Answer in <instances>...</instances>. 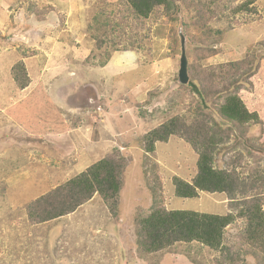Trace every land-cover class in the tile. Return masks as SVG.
Returning <instances> with one entry per match:
<instances>
[{
	"label": "rangeland",
	"instance_id": "rangeland-1",
	"mask_svg": "<svg viewBox=\"0 0 264 264\" xmlns=\"http://www.w3.org/2000/svg\"><path fill=\"white\" fill-rule=\"evenodd\" d=\"M174 4L141 18L125 0H0V264H230L197 242L141 253L138 224L153 207L234 214L224 253L240 246L250 251L232 264H264V234L236 239L248 233L237 202L264 212V0ZM247 59L254 73L237 74L239 97L260 121L239 125L220 108L234 92L230 64ZM178 117L194 139L214 125L228 135L214 166L238 178L237 201L175 195L174 178L197 175L194 145L171 136L147 153L143 136ZM103 158L126 164L115 214L95 194L68 215L30 216L37 199Z\"/></svg>",
	"mask_w": 264,
	"mask_h": 264
},
{
	"label": "trees",
	"instance_id": "trees-1",
	"mask_svg": "<svg viewBox=\"0 0 264 264\" xmlns=\"http://www.w3.org/2000/svg\"><path fill=\"white\" fill-rule=\"evenodd\" d=\"M125 1L141 18L150 17L155 10L160 8L170 12L175 6L174 0ZM53 10L54 8H51L47 12ZM230 66L235 69L236 74L230 80L229 85L235 87L234 92L226 91L224 93V102L220 108L221 114L235 124H258L260 121L258 114L250 111L239 97V92L243 87L236 81L237 74L244 75L246 79L252 77L254 68L251 60L235 61ZM20 84L22 88L27 86L26 81ZM193 89L202 97L196 86H193ZM195 132L197 134L196 129ZM171 136L185 138L186 142L194 145V149L198 153V171L192 183L178 177L173 179L177 197L193 199L199 196V192L225 193L229 199L237 201V196L241 194L238 178L234 174L214 166V153H216L218 145L226 142L228 137V135L227 137L224 135L221 127L218 125L209 127L204 137L197 140L188 135L184 121L179 117L173 118L143 136L146 152L154 153L157 142L166 143ZM125 167V162L103 158L78 176L37 199L31 206L33 211L30 216H37L39 221L46 222L68 215L90 201L95 194L100 195L107 208L115 214L120 205L119 196L123 186ZM158 198V194L154 193L155 206ZM242 202H237L240 206L238 213L239 217L248 220V233L243 235L239 233L236 239L241 245L246 237L253 244L263 239L264 212L257 205L255 208H251L249 205L243 207ZM234 221L235 215L232 213L218 215L153 207L152 213L147 218L140 220L138 224L139 250H142L141 253L155 254L178 243L197 242L212 250H221L225 262L236 263L240 260L241 254L245 258L250 250L247 248L242 250L239 246L237 252L233 254L231 252L230 255L224 253L227 250L223 245L225 230Z\"/></svg>",
	"mask_w": 264,
	"mask_h": 264
},
{
	"label": "water",
	"instance_id": "water-1",
	"mask_svg": "<svg viewBox=\"0 0 264 264\" xmlns=\"http://www.w3.org/2000/svg\"><path fill=\"white\" fill-rule=\"evenodd\" d=\"M181 46H182V54L180 60L179 82L182 85H187L189 83L188 59L186 56L185 37L183 35L181 36Z\"/></svg>",
	"mask_w": 264,
	"mask_h": 264
},
{
	"label": "crops",
	"instance_id": "crops-1",
	"mask_svg": "<svg viewBox=\"0 0 264 264\" xmlns=\"http://www.w3.org/2000/svg\"><path fill=\"white\" fill-rule=\"evenodd\" d=\"M31 130V129H30ZM30 130H29V132H30ZM49 135H51V133H48Z\"/></svg>",
	"mask_w": 264,
	"mask_h": 264
}]
</instances>
